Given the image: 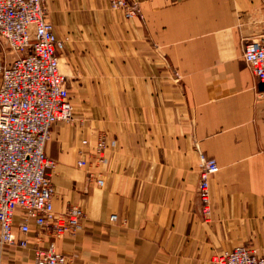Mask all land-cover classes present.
I'll return each mask as SVG.
<instances>
[{
  "label": "crops",
  "instance_id": "crops-1",
  "mask_svg": "<svg viewBox=\"0 0 264 264\" xmlns=\"http://www.w3.org/2000/svg\"><path fill=\"white\" fill-rule=\"evenodd\" d=\"M130 1L129 20L107 0L44 4L65 41L59 70L75 114L44 148L52 206L84 217L75 236L54 238L33 223L20 234L16 213L26 244H0V264H33L50 244L77 264H217L234 247L264 246V83L242 54L264 32V0ZM16 57L0 39V65ZM200 154L219 167L206 218Z\"/></svg>",
  "mask_w": 264,
  "mask_h": 264
},
{
  "label": "built area",
  "instance_id": "built-area-1",
  "mask_svg": "<svg viewBox=\"0 0 264 264\" xmlns=\"http://www.w3.org/2000/svg\"><path fill=\"white\" fill-rule=\"evenodd\" d=\"M46 0H0V39L17 57L0 65V244L24 247L33 223L39 231L54 238L75 236L84 214L78 206L64 212L53 210L54 187L50 172L54 162L44 148L54 123H72L75 114L58 54L65 41L56 36L46 20ZM112 10H119L127 20L139 12L130 0H107ZM243 58L255 80L264 83V32L244 40ZM86 144V141H82ZM106 148L102 138L93 152L103 162ZM81 160L79 167L86 166ZM219 170L214 158L199 156L197 197L201 214H209V180ZM92 178V177H91ZM99 186L102 180H96ZM16 213L20 222L13 226ZM116 217L111 216V220ZM217 264H264V246L260 249L241 245L215 256ZM33 264H77L72 256L55 251L53 244L34 251Z\"/></svg>",
  "mask_w": 264,
  "mask_h": 264
},
{
  "label": "water",
  "instance_id": "water-1",
  "mask_svg": "<svg viewBox=\"0 0 264 264\" xmlns=\"http://www.w3.org/2000/svg\"><path fill=\"white\" fill-rule=\"evenodd\" d=\"M262 86L264 87V84H262Z\"/></svg>",
  "mask_w": 264,
  "mask_h": 264
}]
</instances>
